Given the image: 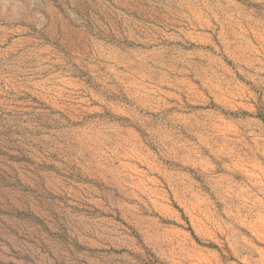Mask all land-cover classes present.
Masks as SVG:
<instances>
[{
    "label": "rangeland",
    "instance_id": "rangeland-1",
    "mask_svg": "<svg viewBox=\"0 0 264 264\" xmlns=\"http://www.w3.org/2000/svg\"><path fill=\"white\" fill-rule=\"evenodd\" d=\"M0 264H264V0H0Z\"/></svg>",
    "mask_w": 264,
    "mask_h": 264
}]
</instances>
